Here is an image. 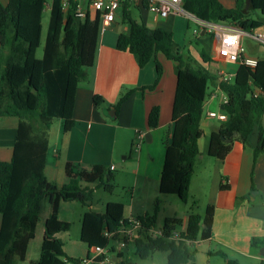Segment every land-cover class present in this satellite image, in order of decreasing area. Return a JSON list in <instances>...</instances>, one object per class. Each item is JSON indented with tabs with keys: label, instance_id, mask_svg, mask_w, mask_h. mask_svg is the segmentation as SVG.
I'll use <instances>...</instances> for the list:
<instances>
[{
	"label": "trees",
	"instance_id": "trees-1",
	"mask_svg": "<svg viewBox=\"0 0 264 264\" xmlns=\"http://www.w3.org/2000/svg\"><path fill=\"white\" fill-rule=\"evenodd\" d=\"M181 2L183 9L202 20L226 22L246 31L262 28L264 24V0H236L232 7L220 0ZM78 4V0H68L61 35L55 40L61 3L60 0H51L42 40L45 0L0 2V118H18L12 155L9 160H0V264H23L44 200L50 205L51 212L44 221L38 256L28 264H53L56 256L78 264L81 259L67 255L62 240L56 236L71 225L57 218L58 201L76 200L89 206L97 186L109 193L115 189L113 173L103 164L94 166L86 184L71 179L58 186L48 181L44 174L48 129L54 119L62 117L68 75L75 74L79 81L88 78L100 35V11L91 7V13L86 8L84 15L78 16ZM139 7L146 8V4L142 2ZM119 9L126 29L117 35L115 46L118 50L132 53L139 67L155 57L158 51L175 61L172 119L176 118L182 103L183 123L178 142L165 144L158 189L161 194H174L186 201L190 178L199 161L200 121L209 87L218 85L226 96L222 109L226 119L211 131L209 138L208 154L216 157L230 148L233 139L247 143L254 124L264 113V56L258 57L253 67L239 63L233 77L218 80L216 72L209 67L213 59L203 48L197 51V57L189 49L180 52L171 32L149 27L142 19L134 17L132 2L120 0ZM253 10H258L259 14L252 16ZM193 34L191 44L198 45L199 36ZM40 43L42 52L38 56ZM155 63L157 76L146 86L149 89L155 86L162 72V65L156 58ZM131 91L119 96L113 105L116 111ZM93 101L97 105L102 98L94 95ZM158 114L159 107L155 105L148 113L150 127L157 125ZM63 123L67 130L73 120L64 119ZM252 156L254 162L259 156L264 157V130L261 127ZM219 187L223 189L226 185L220 184ZM159 209L160 199L157 197L152 212L135 218L140 225L131 240V253L145 259L156 251H165L166 264H196L195 249L185 239L174 236L176 229L182 226L181 218L167 217L158 227L156 216ZM122 225H129L123 216L122 202H107L103 212L95 213L91 244L107 247L117 237L116 234L107 236L105 232H114ZM156 229H160L159 234L155 233ZM179 232L186 239L209 238V208L204 214L189 213ZM252 244L259 246L263 240L252 238ZM110 249H113L112 245ZM214 253L225 258L224 264H241L236 259L227 258L221 250ZM120 264L139 263L124 256ZM258 264H264V261Z\"/></svg>",
	"mask_w": 264,
	"mask_h": 264
},
{
	"label": "crops",
	"instance_id": "crops-1",
	"mask_svg": "<svg viewBox=\"0 0 264 264\" xmlns=\"http://www.w3.org/2000/svg\"><path fill=\"white\" fill-rule=\"evenodd\" d=\"M6 1L0 0L2 3ZM45 1V9L49 12L51 0ZM78 1V6L84 12L86 8L93 12L90 0ZM220 1L232 7L236 0ZM60 3L54 31L55 40L61 35L68 0H60ZM132 4V10L138 13L139 19H142L147 26L171 32L173 39L179 44L180 52L185 49L191 51L192 46L189 44L186 47L183 42V34L185 29L189 28V20L194 23L192 33L197 26L186 13L169 14L160 18L155 17L146 8ZM143 10L146 12L144 13ZM125 29L126 25L122 21L119 8L112 22L104 24L101 20L95 58L93 65L88 69V78L79 81L75 74L68 75L62 117L53 120L48 129V147L44 166V174L48 181L61 186L71 179H76L81 184H86L94 166L103 164L113 173L114 191L116 189L122 191L119 198L101 199L95 196V190L93 201L89 206L76 200L58 201L57 218L70 222V228L73 223L71 216L74 213L78 216L77 234L71 235L70 228L56 233L63 242L64 252L81 259L78 264H120L123 257L129 256L132 252L130 248L132 243L120 245L119 249H110L107 246L102 251H95L94 247L98 244H91L95 213L103 212L109 201H120L123 204L124 218L132 220L152 212L154 200L158 197L160 209L156 216V224L158 218H162L161 223L157 224L158 227L165 218L177 216L181 218V228H184L189 213L204 214L209 208L210 237L195 242L198 245L203 243L207 245L206 253L209 259L201 264H211L212 257H221L219 264H224L225 258L214 253L217 250L223 251L227 258L236 259L241 264H258L264 261V256L259 252V248L264 246V157L259 156L254 162L252 156L259 128L264 130V113L254 124L247 143L243 144L233 139L226 152L216 157L210 156L208 154L210 133L222 120L209 116L208 112L223 111L225 102L222 90H214L215 87L210 86L209 94L214 92V95L205 99L200 121L202 135L198 140L199 161L190 178L187 199L181 202V208L174 205L169 213L163 214L166 203L173 201L172 194H161L158 189L165 144L178 142L183 123L182 103L179 105L176 118L172 119L176 86L175 61L158 51L155 57L139 67L132 53L118 50L115 46L117 35ZM195 34L199 36L197 40H201L200 36L208 33L199 29ZM208 35L213 38V52H206L211 55L213 61L221 64V67L211 69L218 77L221 73L233 77L238 63L229 62L219 56L217 38ZM254 46L257 52L254 54L246 52V54L257 58L264 56V47L257 42ZM196 54L193 53L197 57ZM155 58L161 63L162 72L155 86L149 89L146 86L152 84L157 76ZM130 89L132 91L119 104L116 111L113 105L123 92ZM94 95L102 98V102L95 105ZM155 105L159 107L158 123L155 127H150L148 113ZM64 119L73 120V124L67 130L64 128ZM17 123L16 116L0 118V160H9L12 155ZM137 131L143 133V138L138 142ZM148 132L150 135L146 139ZM220 184L226 187L221 189ZM95 204L98 205L97 209L92 207ZM50 212L49 205L41 220V241L44 221ZM39 221L28 248L36 237ZM252 238L263 240V244L253 245ZM77 241L87 243V250L82 253L83 255H78L73 249L68 250L65 245L66 242L78 243ZM39 248L40 245L38 253ZM53 264L74 263L62 256H56Z\"/></svg>",
	"mask_w": 264,
	"mask_h": 264
},
{
	"label": "built area",
	"instance_id": "built-area-1",
	"mask_svg": "<svg viewBox=\"0 0 264 264\" xmlns=\"http://www.w3.org/2000/svg\"><path fill=\"white\" fill-rule=\"evenodd\" d=\"M130 2L141 5V3L146 4V9L151 12L155 17H166L169 14H178L186 13L188 18L192 19L196 26L205 31L208 34H211L212 37L217 38L218 46L217 53L219 56L224 58L229 62L242 63L248 66H255L257 62V57L250 56L246 54L244 47L241 44L242 39L245 36L251 37L255 42L261 44L264 47V24L262 28L246 31L240 28L238 25L229 24L226 22L220 21H207L202 20L194 16L193 14L187 12L182 7L181 0H129ZM90 5L96 10H99L101 13V20L104 24H109L114 20L115 12L119 8L120 0H90ZM77 15L83 16L84 11L80 6L77 8ZM199 29L196 28L194 33H198ZM231 76H227L225 73H221L218 80L230 79ZM219 90V86L216 85L214 90ZM221 90V89H220ZM223 92V91H222ZM214 92H211L208 97H212ZM225 95V94H224ZM226 100V96H225ZM205 103V101H204ZM209 116L216 117L219 120H225L226 114L223 111H209ZM143 138V133L137 131V142ZM112 167V166H111ZM129 225H122L117 228L114 232L105 234L110 236L111 234H116V241L119 243V246L126 245L131 242L132 238L136 235V230L139 228V221L135 218L129 220ZM180 228H177L174 232L176 238L185 239L186 242L191 246L196 242L193 239H186L179 232ZM155 233L159 234L160 229H156ZM104 248L101 246H95V251H102ZM118 264V263H110Z\"/></svg>",
	"mask_w": 264,
	"mask_h": 264
},
{
	"label": "rangeland",
	"instance_id": "rangeland-1",
	"mask_svg": "<svg viewBox=\"0 0 264 264\" xmlns=\"http://www.w3.org/2000/svg\"><path fill=\"white\" fill-rule=\"evenodd\" d=\"M143 12L145 13L146 10H143ZM134 17H136L137 19H139L138 13L132 11ZM252 16H256L257 14H259L258 10H253L252 11ZM47 19H48V9L44 10L43 13V20H42V40L43 37L45 35V30H46V23H47ZM189 28L184 32V36H183V42L185 44L186 47H188V45L190 44L192 46L191 51L194 53L200 49L203 48L205 51H208L209 53L213 52V38H211L208 34L204 35V36H200L201 40H197L198 45H192L191 41L194 39V34L192 33V28L194 26V23L189 20ZM197 29H199L197 27ZM43 43V42H42ZM42 43H40L39 47H38V51H37V55L41 56V52H42ZM242 46L244 47L245 51L247 53L250 54H254L256 51L255 49V42L253 41V39H251V37L249 36H245L242 41H241ZM215 67H221V64H219L218 62L212 61L210 63V68H215ZM56 120V119H54ZM115 173V172H114ZM95 196L96 197H100L101 199H106L108 198H119L122 195V191L120 189H116L112 194L108 193L106 191H104L101 186H97L95 189ZM111 196V197H110ZM173 198V201H170L169 203H166V209L163 211L164 213H169L171 211V209L174 207V205H176L178 208H181L182 206V201H178L179 199H177V196L172 194L171 195ZM98 205H93V209H97ZM48 202L47 200H44L43 204H42V210L40 213V221L38 224V229H37V233H36V237L35 239H33L30 242L28 251L26 253V258L25 260L22 262L23 264H28L29 261L34 260L37 258L38 256V247L40 245L41 242V230H42V225H41V220L44 217V215L46 214L47 210H48ZM199 211H201V208H199ZM180 213V212H179ZM72 220V226L70 228V232L71 235L77 234V229H76V224L78 223V216L76 213H74L71 218ZM162 218L159 217L157 220V224L161 223ZM158 226V225H157ZM78 243H71V242H66V247L68 248V250L73 249L75 251V253H78V255L82 254L83 252H86L87 250V243L84 241H77ZM205 243L198 245V243H194L192 244L190 247L196 250V258H195V262L196 264H201V263H206V261L209 259V255H207L206 253V249H207V245H204ZM113 246L114 249H119V243L115 240H112L111 242L108 243L107 246ZM88 246H90V244H88ZM264 246H261L260 248H262ZM130 248L132 250V246L130 245ZM259 248V249H260ZM131 252V251H130ZM83 255V254H82ZM129 257H131V259L139 264H166V252L165 251H156L154 252L151 256L145 258V259H140L138 257H136L133 254H129ZM217 258V259H216ZM221 257H212L211 258V264H219L221 262Z\"/></svg>",
	"mask_w": 264,
	"mask_h": 264
},
{
	"label": "water",
	"instance_id": "water-1",
	"mask_svg": "<svg viewBox=\"0 0 264 264\" xmlns=\"http://www.w3.org/2000/svg\"><path fill=\"white\" fill-rule=\"evenodd\" d=\"M150 135V133L148 132L147 134H146V139H148V136ZM230 139H226V141H229ZM259 252H260V254L261 255H263L264 256V247H262V248H260V250H259Z\"/></svg>",
	"mask_w": 264,
	"mask_h": 264
}]
</instances>
